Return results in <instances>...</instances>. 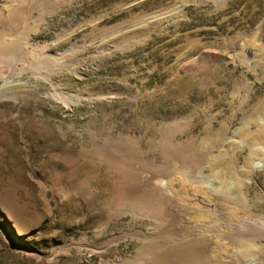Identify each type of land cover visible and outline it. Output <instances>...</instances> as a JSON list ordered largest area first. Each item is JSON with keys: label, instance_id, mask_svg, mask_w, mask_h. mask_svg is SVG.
Listing matches in <instances>:
<instances>
[{"label": "rangeland", "instance_id": "374dc122", "mask_svg": "<svg viewBox=\"0 0 264 264\" xmlns=\"http://www.w3.org/2000/svg\"><path fill=\"white\" fill-rule=\"evenodd\" d=\"M0 18V264H264V0Z\"/></svg>", "mask_w": 264, "mask_h": 264}, {"label": "bare ground", "instance_id": "6f19581e", "mask_svg": "<svg viewBox=\"0 0 264 264\" xmlns=\"http://www.w3.org/2000/svg\"><path fill=\"white\" fill-rule=\"evenodd\" d=\"M10 16H11V18H13L14 20H17V21L22 18L20 12H18V11H12ZM0 27H1V20H0ZM3 29L4 28H2V30H0V55L4 56V57H10V58L19 60V58H21V56H22L20 51H21V46H22L21 45L22 38H24L23 34L22 35L17 34L13 38H11L9 41H7L5 38L6 37V31H4ZM200 160H202V158L198 159V160L194 161V163H192V166L195 169L198 168ZM222 195H224V193H222ZM244 240L245 241H243V242L245 244H248L247 242H249L251 239H244Z\"/></svg>", "mask_w": 264, "mask_h": 264}]
</instances>
